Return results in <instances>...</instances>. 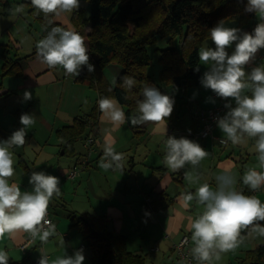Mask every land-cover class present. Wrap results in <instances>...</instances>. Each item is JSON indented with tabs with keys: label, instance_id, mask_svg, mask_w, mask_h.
<instances>
[{
	"label": "crops",
	"instance_id": "0c3cea01",
	"mask_svg": "<svg viewBox=\"0 0 264 264\" xmlns=\"http://www.w3.org/2000/svg\"><path fill=\"white\" fill-rule=\"evenodd\" d=\"M22 1L26 5L25 0ZM26 9L28 10L27 5ZM85 9L87 14L88 2ZM61 16L62 14L59 17ZM59 17H54L59 27L75 29L70 17L68 25L63 26ZM38 30L40 35V28ZM89 31V24L81 29L90 59L87 37ZM7 34L4 43H1L0 34V72L5 60L15 58L21 59L23 71L19 75L5 74L0 77V141L8 139L13 131L22 127L19 121L21 114L28 113L35 118V123L25 129L26 143L9 149L15 161V173L9 178V182L19 185L22 192L31 191L32 185L28 183L31 172L43 171L58 177L60 190L63 188L64 191L62 198L53 196L48 207L55 235L50 237L47 243L37 242V237L22 246L29 236L24 232L11 236L6 234L0 238V250L8 253V262L25 257V261H30L29 264H35L41 253H46L50 259H54L62 256L64 252L72 255L75 250L82 249L85 256L83 264H90L89 248L76 227L71 225L69 217L71 212L77 215L90 212L105 215L107 228L123 235L127 249L143 255L145 264H177L174 244L186 233L190 236L191 247H194L189 229L190 219L203 210V206L197 205L195 200L185 207L182 194H195L196 188L203 183H208L215 189L217 176L235 172V190L243 193L244 188L248 195L255 196L257 190L252 191L242 182L235 148H231L232 143H220V140L226 137L217 125L207 137L186 136L199 128L197 111L215 106L222 99L214 92L211 95L207 93L206 101L194 97L193 102H200L201 105L200 109L195 110L192 108V102L188 104L192 94L187 91L182 96L180 94L173 105L178 109V114L166 120V136L163 125L148 122L142 126H133L127 122L116 126L100 111L97 125L90 131L97 138L90 154H87L84 139H81L74 144L75 153L70 155V158L63 159L61 156L64 152H61L58 138L53 139V134L58 127L70 123L74 116L89 112L96 103L97 91L85 81H78L76 77L66 75L62 67L50 68L41 62L36 54L37 43L32 37L26 38L32 35L29 26L28 30L25 28L23 31ZM256 57L264 62V49L259 50ZM108 66L109 72L106 69ZM84 67L82 66L81 71ZM120 70L118 64L110 63L104 67L103 72L112 83ZM197 86L198 89L194 91L205 89L201 83ZM25 90L32 93V98L28 101L23 100ZM206 90L209 92L211 89ZM119 105L124 110L120 103ZM186 116L190 121L183 123ZM167 136L185 137L196 143L197 139H201L203 141L199 145L209 155L195 168L185 165L184 169L173 172L165 165L163 159L166 151L164 141ZM109 143L117 153L123 155V171H104L99 167L104 148ZM73 170L76 173L71 177ZM186 172L198 175V182H189L185 178ZM68 189L72 196L68 197L69 202H66ZM161 191L173 196V202L166 208L148 211L151 215L145 217V202L149 203L152 193ZM59 206H63L66 211L58 219H54L53 215L57 213ZM61 238L65 242L64 248L59 244ZM194 264L200 262L196 261Z\"/></svg>",
	"mask_w": 264,
	"mask_h": 264
},
{
	"label": "clouds",
	"instance_id": "9594fccd",
	"mask_svg": "<svg viewBox=\"0 0 264 264\" xmlns=\"http://www.w3.org/2000/svg\"><path fill=\"white\" fill-rule=\"evenodd\" d=\"M36 15L43 13L59 17L62 13H72L79 8V0H30ZM25 5L18 4L12 14L24 12ZM245 12L258 13L261 22L257 23L251 33L239 28L226 27L223 21L209 29V35L214 48L201 47L199 60L209 65L200 78L205 89H211L222 99L234 100L225 103L227 111L216 118V125L226 139L220 143L231 142L239 144L244 136L255 138L258 167L248 168L242 177L244 185L256 191L264 185V65L251 67L259 50L264 49V0H247ZM51 22V21H50ZM234 45L231 54L228 48ZM88 48L85 38L73 28L52 27L44 38L36 44L37 58L50 68L60 66L66 75L77 77L82 66L89 73L94 72V65L89 63ZM196 71H199L197 68ZM123 86L129 91L136 84L134 78L122 77ZM113 86L116 80L112 81ZM111 90V89H109ZM251 93L248 95L246 93ZM32 98V93L25 90L23 100ZM100 111L114 125L120 126L130 122L133 126H142L152 122L163 125L166 136V118L173 111L174 100L162 94L154 85L146 82L142 89V99L137 101V114L127 117L119 102L114 98L101 97L98 101ZM20 127L6 140L0 141V238L24 232L32 239L39 237L42 243H47L55 235L52 222L48 219V207L53 196L59 197L60 180L58 177L43 171L31 172L28 183L31 191H21L19 185L10 183L14 173L13 146H23L26 136L25 129L35 123L34 115L23 113L19 118ZM164 163L173 172L184 169L185 165L195 168L201 160L209 155L198 143L185 137L167 136L164 141ZM104 171H123V155L117 153L111 143L104 148V154L99 163ZM185 178L191 183H197L199 176L191 172L185 173ZM215 189L208 183L200 184L195 194H182V201L187 207L195 200L203 210L190 219L189 229L194 247L191 254L200 264H212L219 261L223 253L235 251L245 241L241 232L250 229V235L264 237V203L255 196L245 195L235 190V179L228 174L216 177ZM149 217V212L144 213ZM146 222V221H144ZM59 244L65 247L63 238ZM9 256L0 250V264H8ZM85 256L82 249L75 250L72 255L65 252L62 256L50 259L46 253H41L38 264H83Z\"/></svg>",
	"mask_w": 264,
	"mask_h": 264
},
{
	"label": "trees",
	"instance_id": "16d2710c",
	"mask_svg": "<svg viewBox=\"0 0 264 264\" xmlns=\"http://www.w3.org/2000/svg\"><path fill=\"white\" fill-rule=\"evenodd\" d=\"M86 9L79 7L71 13L70 20L79 34L84 25H90L88 47L89 63L94 72L84 67L75 79L85 81L97 91L94 107L87 113L73 117L70 123L55 130L60 148L64 154L75 153L74 144L84 139L95 129L100 109L97 101L101 97H113L123 107L127 117L137 114V101L142 99V89L146 82L154 85L167 95L164 86L156 82L146 71L150 63L148 46L158 38L166 37V45L156 47L160 63L159 78L173 88L183 89L200 83L198 52L204 39L210 38L209 29L225 19L236 22V28L252 30L255 13L245 12L247 0H87ZM28 13L39 24L41 38L52 27L59 26L55 15H36L30 0H25ZM51 21V22H50ZM110 63L121 67L113 84L106 78L103 69ZM23 71L20 58L5 60L1 65L0 77L5 74L19 75ZM125 75L135 79L136 84L129 91L123 86ZM1 87V82H0ZM111 89V90H109ZM178 114L173 106L170 117ZM29 172V171H28ZM243 194L248 195L246 189ZM173 202V196L166 192H154L149 203L145 202L144 213L166 208ZM149 204L150 206H148ZM71 225L82 235L90 249L93 264H145L144 256L129 251L123 235L107 228V218L103 214L71 212ZM264 224V222H260ZM247 229L241 234H245ZM25 257L8 264H25ZM242 264H264L263 241L239 257Z\"/></svg>",
	"mask_w": 264,
	"mask_h": 264
},
{
	"label": "rangeland",
	"instance_id": "374dc122",
	"mask_svg": "<svg viewBox=\"0 0 264 264\" xmlns=\"http://www.w3.org/2000/svg\"><path fill=\"white\" fill-rule=\"evenodd\" d=\"M22 2H23L22 0H0V34H2L1 43L6 42L7 35H8L7 33H11V32L15 33V32H18L20 30L23 31V30H25V28L28 30V26L31 30L32 35L31 36L28 35V36H26V38L30 39L32 37L33 41H35L36 43L41 39V36L39 35V30H38L39 24L36 20H34V18H32V16L29 15L25 4H24L25 5L24 12L18 13L15 15L12 14L11 10H13L15 8V6H17L18 4H21ZM86 6H87V0H79V7L85 8ZM70 15H71V13H62V16L59 17V19L62 22L61 23L62 26L68 25L69 17H71ZM16 19H18V21H16ZM253 21H254V24H253V26H251L252 30L255 28L257 23L261 22L260 16L258 13H255V15L253 17ZM223 22H224L226 27H235V21H233V20L225 19V20H223ZM29 24H31V25H29ZM252 30L244 29L242 31L251 33ZM165 45H166V37H163V38H158L154 44L148 46L150 63L146 66V71L152 76V78L156 82H160L161 85L164 86L167 95L174 100V103L178 99L180 94L182 96V94H184V92L187 91V92H189V94H192L191 95L192 97L189 98L188 104L190 105V103L192 102L193 110L200 109V106H201L200 102H198V103L193 102V98L196 97L197 100L200 98H203V101H206L207 93H209V95H211V93L213 92L212 90L208 89L209 92H207L206 89H204L203 91H198V90L194 91V89H198L197 88L198 86H187L184 89L173 88L165 80H160L159 71H160L161 66H160V63L158 61L157 52H156L157 50H155V48L156 47H163ZM201 47H212V48H214L215 46L212 43L210 38H206L202 41L200 48ZM14 49L15 48H12L11 50H14ZM233 49H234V45L227 49L229 54H231ZM255 60L256 61L253 63V65L246 66V69H245L246 71H250L251 67L258 66V65H264V62L262 60H259L257 57ZM208 67H209V65L204 64L203 62H201L199 60L198 69L202 75L205 71L208 70ZM106 69L109 72L110 67L108 66V67H106ZM246 94L251 95L250 92L246 93ZM229 100H230V98H229ZM230 101L232 103V106L234 107L235 106L234 100H230ZM183 121H184L183 123H185V122L188 123L190 120H189L188 116H186V117H184ZM223 136H224V134H223ZM53 139H57L55 133L53 134ZM197 140H198L197 141L198 144H200V142L203 141L201 139H197ZM229 143H231V142L229 141ZM254 146H255V138L247 137L246 135L244 136L241 143L231 144V148H235V154L237 156L236 160L238 162V172H240L242 177L248 168H256L257 171H261V169L258 167L257 153L255 151ZM227 150H230V149H227ZM61 157L63 159L68 158V157L70 158V155L64 154ZM207 163H208V159L206 160V164ZM229 175H231L234 178V176H236L237 173L232 172ZM64 190H66V189H64ZM60 191H61L60 198H62L63 194H64L63 188ZM66 192H67V194L65 195V196H67L66 202H69L68 197L71 198V196H72L70 194V189H68ZM255 197L258 198L262 203H264V185H262L261 188L256 191ZM56 210H57V213L53 215L54 219H58L60 217V215L64 214L66 211L63 206H59ZM249 233H250V229H247L245 234H243V235L241 234L242 236L245 237V241L239 248H237L235 250V252L230 251L227 253H223L221 255V259L219 261H213L212 264H242V263L238 262L239 257H242L246 250L256 247L258 244H260L263 241V237L256 236L255 234L250 235ZM38 241L41 242L40 239L37 240V242ZM89 251H90V249H89ZM90 255H91V253H90ZM29 262L30 261H25V264H29ZM89 263L93 264L91 262L90 258H89Z\"/></svg>",
	"mask_w": 264,
	"mask_h": 264
},
{
	"label": "built area",
	"instance_id": "2783aa9c",
	"mask_svg": "<svg viewBox=\"0 0 264 264\" xmlns=\"http://www.w3.org/2000/svg\"><path fill=\"white\" fill-rule=\"evenodd\" d=\"M225 103H229V100L221 99L215 106L198 110L196 116L200 123L199 128L194 133H188L186 136L189 138H204L211 135L212 128L216 125V118L223 116L227 111V109L224 107ZM96 140V136L92 133L88 134L84 138V145L88 151L87 154H90V152L93 150ZM75 173V170L71 171L70 176L73 177ZM46 219L52 222L49 211L47 213ZM33 240L34 239L28 236L22 246L27 245ZM191 249L190 236L185 233L174 244V250L177 256V264H194L197 261L192 257ZM39 258L35 261V264H38Z\"/></svg>",
	"mask_w": 264,
	"mask_h": 264
},
{
	"label": "water",
	"instance_id": "95a60500",
	"mask_svg": "<svg viewBox=\"0 0 264 264\" xmlns=\"http://www.w3.org/2000/svg\"><path fill=\"white\" fill-rule=\"evenodd\" d=\"M61 152H63V150Z\"/></svg>",
	"mask_w": 264,
	"mask_h": 264
}]
</instances>
